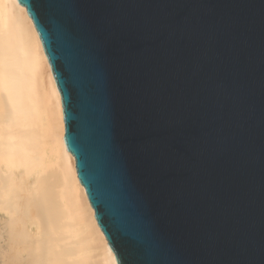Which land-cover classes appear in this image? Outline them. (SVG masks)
Wrapping results in <instances>:
<instances>
[{
    "label": "water",
    "instance_id": "1",
    "mask_svg": "<svg viewBox=\"0 0 264 264\" xmlns=\"http://www.w3.org/2000/svg\"><path fill=\"white\" fill-rule=\"evenodd\" d=\"M117 264H264V0H17Z\"/></svg>",
    "mask_w": 264,
    "mask_h": 264
},
{
    "label": "bare ground",
    "instance_id": "2",
    "mask_svg": "<svg viewBox=\"0 0 264 264\" xmlns=\"http://www.w3.org/2000/svg\"><path fill=\"white\" fill-rule=\"evenodd\" d=\"M63 136L33 21L0 0V264H117Z\"/></svg>",
    "mask_w": 264,
    "mask_h": 264
}]
</instances>
